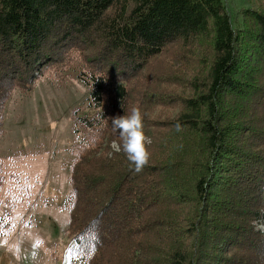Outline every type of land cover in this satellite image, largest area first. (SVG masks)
<instances>
[{
  "label": "trees",
  "instance_id": "obj_1",
  "mask_svg": "<svg viewBox=\"0 0 264 264\" xmlns=\"http://www.w3.org/2000/svg\"><path fill=\"white\" fill-rule=\"evenodd\" d=\"M256 1L233 26L223 0H0V141L7 103L38 81L84 94L67 124L69 264H264L252 226L264 210ZM133 107L151 139L141 171L109 148V118Z\"/></svg>",
  "mask_w": 264,
  "mask_h": 264
},
{
  "label": "rangeland",
  "instance_id": "obj_2",
  "mask_svg": "<svg viewBox=\"0 0 264 264\" xmlns=\"http://www.w3.org/2000/svg\"><path fill=\"white\" fill-rule=\"evenodd\" d=\"M223 1L233 26L240 24L242 9L257 5L256 0ZM83 95L74 81L55 85L43 79L29 95L15 94L6 105L0 160L13 175L3 197L12 202V228L0 234V264H69L63 204L69 175L65 150L71 144L67 124ZM176 111L167 108L168 114Z\"/></svg>",
  "mask_w": 264,
  "mask_h": 264
},
{
  "label": "clouds",
  "instance_id": "obj_3",
  "mask_svg": "<svg viewBox=\"0 0 264 264\" xmlns=\"http://www.w3.org/2000/svg\"><path fill=\"white\" fill-rule=\"evenodd\" d=\"M123 108V106L121 105ZM114 132L118 133L119 143L113 142V149L116 152L123 151L127 159L135 166L136 171H141L148 163L150 153L147 145L151 139L143 131V117L139 107H133L130 114L124 112L109 118ZM255 231L264 234V210L258 218L252 221Z\"/></svg>",
  "mask_w": 264,
  "mask_h": 264
}]
</instances>
